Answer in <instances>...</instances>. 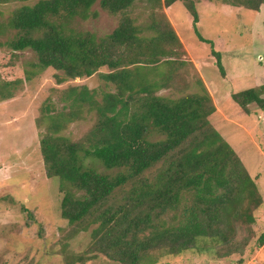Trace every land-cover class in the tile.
<instances>
[{"label": "trees", "instance_id": "1", "mask_svg": "<svg viewBox=\"0 0 264 264\" xmlns=\"http://www.w3.org/2000/svg\"><path fill=\"white\" fill-rule=\"evenodd\" d=\"M96 2L111 15H123L110 34L98 38L66 26L75 18L96 17L91 10ZM135 2L38 0L16 8L8 21L16 30L8 45L15 51L32 49L41 69L62 71L55 75L59 84L108 68L100 74L106 84L100 94L85 84L62 91L63 109L50 115L40 139L47 176L63 181L60 214L71 227L68 235L90 232L86 251L65 257L66 264L94 259L97 253L116 264H157L162 257L203 248L213 249L218 259L242 254L257 237L256 212L264 204L259 175L251 176L212 125L216 105L199 74L197 90H190L193 81L185 78L194 65L182 58L186 51L169 20L155 18L150 25L155 34L142 35L126 14ZM226 2L254 11L264 4ZM184 5L197 24L195 2L184 0ZM199 37L211 46L225 77L221 52ZM4 80L0 92L20 79ZM231 97L250 115L252 104L264 110V84ZM50 110L46 106L43 115ZM85 113L95 116L83 137L59 134ZM256 239L264 247V233Z\"/></svg>", "mask_w": 264, "mask_h": 264}, {"label": "rangeland", "instance_id": "2", "mask_svg": "<svg viewBox=\"0 0 264 264\" xmlns=\"http://www.w3.org/2000/svg\"><path fill=\"white\" fill-rule=\"evenodd\" d=\"M37 1L0 0V85L11 76L20 79V84L13 83L0 92V264H66L65 257L85 252L91 240L89 231L68 235L71 227L60 214L63 181L47 176L40 139L51 123L50 115L63 109L62 91L70 85L85 84L100 94L106 89L100 74L108 68L103 67L91 77L59 84L55 75L62 76V71L39 68L37 55L30 48L13 50L7 42L14 38L16 30L8 26V21L16 8ZM165 1L154 5L149 0H136L126 14L145 36L155 34L150 28L153 21H160L163 16L169 20L186 51L182 58L194 65L187 68L189 77L185 78L193 81L190 90H197L195 82L201 71L220 107L216 115L210 116L212 125L235 149L251 176L259 175L256 180L264 194V111L255 104L250 105L251 115L241 107L235 109L229 91L231 86L238 92L264 84V4L260 11H254L226 0H193L199 14L197 24H193L184 0L170 6ZM91 10L97 12L96 17L75 18L66 26L93 32L100 38L110 34L123 17L111 15L98 2ZM199 34L221 52L225 77L211 46ZM109 89L115 90L113 86ZM52 105L56 106L55 111ZM46 106L52 112L43 115ZM94 116L85 113L84 119L69 123L59 134L80 139L93 125ZM96 166L103 170L100 163ZM256 213L254 228L259 237L264 233V204ZM257 237L242 254L228 258L218 259L213 249L203 248L162 257L157 264H264V247L257 246ZM96 255L75 264H116L99 253Z\"/></svg>", "mask_w": 264, "mask_h": 264}, {"label": "crops", "instance_id": "3", "mask_svg": "<svg viewBox=\"0 0 264 264\" xmlns=\"http://www.w3.org/2000/svg\"><path fill=\"white\" fill-rule=\"evenodd\" d=\"M260 60H262L261 58H260ZM194 62V61H193ZM195 63V62H194ZM263 69H264V67H262ZM200 76H201V78H202V80L204 81V83H205V85H206V87H207V89L209 90V92H210V94H211V96H212V98H213V100H214V103H215V105H216V111L212 114V116L213 115H216L217 113H218V110L220 109V107H219V105H218V103H217V98H216V96H215V93H214V91H213V89H212V87H211V85L208 83V81L205 79V77L202 75V73H201V71H200V74H199ZM235 79V78H234ZM226 80H228V81H230L231 79H226ZM249 86H254L255 84H252V85H250V84H248ZM232 87H234V86H231L230 87V93H233V92H235L233 89L234 88H232ZM251 88V87H250ZM242 90H244V89H242ZM241 91V90H240ZM230 97H231V95H230ZM232 98V97H231ZM231 105H233L234 107H235V109H237L238 110V108H240L235 102L234 103H231ZM264 111V110H263Z\"/></svg>", "mask_w": 264, "mask_h": 264}]
</instances>
